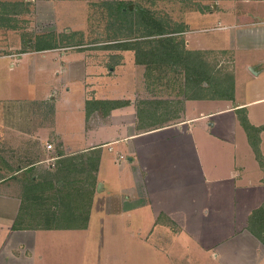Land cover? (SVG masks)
Instances as JSON below:
<instances>
[{"label":"crops","instance_id":"obj_1","mask_svg":"<svg viewBox=\"0 0 264 264\" xmlns=\"http://www.w3.org/2000/svg\"><path fill=\"white\" fill-rule=\"evenodd\" d=\"M1 1L6 6L0 9V31L9 33L0 35L1 56L12 57V50L24 48L20 52H28L24 57H35L42 64L47 60L53 65L50 72L57 73L53 87L57 94L50 106L54 116L42 122L33 115L22 117L14 101L26 97L4 92L11 83L0 78V106L10 105L9 117L0 118V264H50L51 257L34 246L37 238L63 234L65 249L66 232L74 233V238L81 233L99 235L93 229L96 216L105 224L107 219L101 229L109 236L130 234V223L121 224V219L144 224L150 220L145 236L157 238L154 247L169 253L170 245L173 253L204 252L208 259L191 261L185 255L172 262L171 253L166 256L169 262L159 264H264V217H252L264 205V122L256 121L249 110L251 103H263L264 95L252 101L191 98L184 91L183 76L173 94L166 96L163 88L170 79L162 80L156 70L136 61L134 50L116 47L111 40L37 50L32 47L34 35L26 32L25 40L17 36L16 21L29 19L25 15L31 3L39 13L51 10V0ZM13 6L20 9L12 10ZM219 11L214 8L210 13ZM239 25L231 26L239 31ZM242 25L238 38L252 32L254 43L264 46V19ZM27 39L29 47L24 45ZM87 45L90 48H84ZM70 47L75 51L61 56L55 52ZM200 47L195 49L227 50L204 42ZM77 49H88L91 55L85 57ZM12 58L0 61V77L14 70ZM247 67L263 78L264 69ZM51 92L42 100L47 101ZM62 99L66 112L59 116ZM89 99L129 103L107 112L96 108L87 117ZM240 109L253 126L263 127L258 134L263 159L241 123ZM1 140H6L5 147ZM51 157H56L55 168L49 167ZM36 182L45 185V196L23 209V199L32 195L30 186ZM81 191H86L84 201ZM86 210L87 225L69 227L73 220L69 213L81 215ZM53 220L59 224L48 227ZM171 220L179 227L174 229Z\"/></svg>","mask_w":264,"mask_h":264},{"label":"rangeland","instance_id":"obj_2","mask_svg":"<svg viewBox=\"0 0 264 264\" xmlns=\"http://www.w3.org/2000/svg\"><path fill=\"white\" fill-rule=\"evenodd\" d=\"M123 2L129 4L131 9H135L137 5L150 8L156 16L168 20L173 27L184 29L178 33V36L184 38L188 48H201L200 46L204 42L211 46L219 44L227 49L225 51L205 50L208 52V61L214 69L212 71L216 73L215 75L223 81H227L226 83L229 86L232 84L230 81H233L234 84L233 98L230 95L221 97V93H218V97L215 99L225 101L233 100L236 97L235 100L252 101L259 95H264V74L263 78H258L247 67L249 64L254 66L257 71L264 69V46L254 43L253 39L256 36L252 37L250 34L252 32L246 33L249 34L248 37L238 38L236 36L237 32H241L243 22L251 21L254 18L264 19V0H123ZM0 3H2L1 0ZM104 3L105 0H51V10L48 11L47 9L44 12L42 9L40 13L39 10L37 11L35 3H31L29 13L25 15L29 16V19L16 21L19 27L15 32L18 37L22 35L26 37V32L28 35L32 34L34 36L39 34L44 39L51 37L52 40L55 39L60 44L69 41L90 44L97 39L111 40L115 35L114 28L121 26V24L117 18L113 19ZM45 6H48L47 3H45ZM214 8H220V11L210 13ZM224 8L240 12L225 13L227 9ZM14 9L19 10L20 8L13 6L12 10ZM255 12L256 14H254ZM237 22L241 24L239 25V31H235L238 27L231 26ZM244 28L247 27L244 26ZM0 32L2 37L9 34L8 32L6 34L3 31ZM50 32L53 34H49ZM33 39L40 43L39 38L33 37ZM43 41L41 39V42ZM84 48L90 47L87 45ZM19 50H12V53H15L12 56L13 58L1 56V52L4 50H0V61L6 62L4 59L11 61L12 58L14 68V70L3 72L4 75L0 77L1 82L3 80V83L7 81H9V84L11 83L9 89H3V91H12L26 97L25 100L14 101L18 105L22 117L33 115L42 119L41 122L45 121L51 117V114L54 116L55 111L50 106L53 105L51 100L56 101L57 91L53 87L57 86V73L50 72L53 65L47 60L45 64H42V62H38V59H33L35 57H29V55L24 57V54L28 52L20 53ZM69 50L75 51L70 47L55 52L60 53L61 56L63 53L68 54ZM77 51H83L82 55L86 53L84 54L85 57L91 55L88 49L86 51L85 49H77ZM234 51L236 56L233 54ZM40 54L42 53H39L38 57ZM81 54L77 56L80 55L79 58H81ZM103 58L106 64L109 58L106 55ZM175 74V72L169 70L167 78H162L164 81L170 79L169 85L163 88V90H166V96L170 93L173 94V90L177 88V84L182 80L179 81V78H183L182 74H176L178 78ZM222 84L220 87H222ZM50 90L52 92L49 99L43 101L42 99L47 96ZM227 92H230V89H227ZM72 95L77 96L76 94ZM29 97L31 98L28 99ZM65 105V99H62L60 101L59 116L66 112ZM31 110L33 114H30ZM249 110L256 121L264 122V102L251 103ZM0 112V118H8L9 114L7 113H10V105L0 106ZM1 143L4 146L6 140H1ZM262 175L264 178V172ZM127 219H121L119 223L125 224L128 221L131 226L128 231L130 234L109 236L101 229L107 225V219L105 224L96 216L93 220V229L99 234L98 236L81 233L82 237L76 236L74 238V233L66 232L64 238L66 248L63 249V234L48 233L45 236L42 235V241L37 238L34 246L40 253L47 255L49 258L51 257L50 264H149L152 262L159 264L169 262L166 256L172 254V262L173 260H180L185 255L191 256V261H208L204 252L193 251V253H190V250H185L187 253H184V250H182L173 253L172 245L166 247L171 250L172 254L160 251L156 246L154 247L157 238L155 236L153 238L145 236L149 231L150 220L144 224L139 219L137 221ZM168 223L174 229L179 227V224L173 220ZM150 239L152 241L148 242ZM141 245H144V247Z\"/></svg>","mask_w":264,"mask_h":264},{"label":"trees","instance_id":"obj_3","mask_svg":"<svg viewBox=\"0 0 264 264\" xmlns=\"http://www.w3.org/2000/svg\"><path fill=\"white\" fill-rule=\"evenodd\" d=\"M104 4L109 9V13L112 15L113 19L117 18L121 24V26L114 28L115 35L111 39V41H114V46L134 50L136 61L144 63L147 66V70H156L161 78L167 77L169 70L176 74H182L186 86L184 91H186L188 97L217 98L218 93H221V97L230 95V97L233 98V81H230L232 84L229 86L226 83L227 81H223L215 75L216 73L212 71L214 69L208 61L207 51L187 47L184 38L178 36V33L182 32L184 29L173 27L168 20L159 18L154 14V11L147 7L137 5L135 9H131L129 4L123 2V0H105ZM5 6L6 3H0V9L2 7L4 9ZM4 19L9 23L8 18L5 17ZM4 23L6 24V22H3V24ZM49 34L53 33L50 32ZM29 36L32 37V35ZM34 38L40 39V43L34 40V45L32 44V47L37 50L66 47L74 43L70 41L64 43L61 41L63 43L60 44L57 40H52L51 37H49V39H44L40 37L39 34H35ZM23 39L25 40L26 37H23ZM41 39L44 41L41 42ZM56 39L58 38L56 37ZM26 41H28V39ZM26 41L24 45L25 47H29V41ZM22 50H24V48L19 51L21 52ZM222 82L225 83L222 84ZM221 84L222 87H220ZM227 89H230V92H227ZM127 103H129L128 100L89 99L86 104L87 117L93 109L101 108L107 112L106 110ZM239 118L248 133L251 144L260 158L261 153L258 134L263 127L253 126L249 122L245 110H239ZM260 159L263 158L261 157ZM56 164L57 162L55 161L54 165H49V167L55 168ZM44 186L42 182H36L30 186L33 193L32 195H27V197L23 199V209L26 208L29 201L37 200L36 202H38L41 197L45 196L42 193ZM65 186L66 185H64V187ZM61 192V189H59V193ZM85 195L86 191H81V201L85 200ZM65 198L67 200L70 198L69 192L66 190ZM84 212H81L82 214L84 213L83 215L81 214V218V215H76L75 213L74 216V214L69 213V216L72 215L73 218L69 227H85L87 225L89 212L88 210ZM262 212H264V205L257 209L252 217L255 215L259 218L264 217V214L260 215ZM75 220L79 221L76 222ZM55 224L59 223L53 220L48 227ZM262 231H264V226Z\"/></svg>","mask_w":264,"mask_h":264},{"label":"built area","instance_id":"obj_4","mask_svg":"<svg viewBox=\"0 0 264 264\" xmlns=\"http://www.w3.org/2000/svg\"><path fill=\"white\" fill-rule=\"evenodd\" d=\"M48 148H51L52 145L51 144H48L47 146ZM56 159V157H51L48 161L51 162V165H54V160Z\"/></svg>","mask_w":264,"mask_h":264},{"label":"water","instance_id":"obj_5","mask_svg":"<svg viewBox=\"0 0 264 264\" xmlns=\"http://www.w3.org/2000/svg\"><path fill=\"white\" fill-rule=\"evenodd\" d=\"M252 70H254V69L252 68Z\"/></svg>","mask_w":264,"mask_h":264}]
</instances>
